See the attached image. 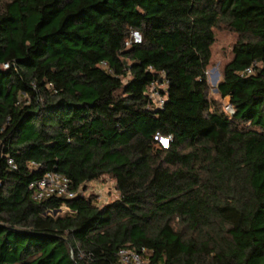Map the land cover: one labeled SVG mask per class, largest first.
Here are the masks:
<instances>
[{"label": "trees", "instance_id": "obj_1", "mask_svg": "<svg viewBox=\"0 0 264 264\" xmlns=\"http://www.w3.org/2000/svg\"><path fill=\"white\" fill-rule=\"evenodd\" d=\"M221 25L233 114L207 95ZM49 171L74 190L107 175L118 197L35 200ZM121 248L264 264V0H0V264H120Z\"/></svg>", "mask_w": 264, "mask_h": 264}, {"label": "built area", "instance_id": "obj_2", "mask_svg": "<svg viewBox=\"0 0 264 264\" xmlns=\"http://www.w3.org/2000/svg\"><path fill=\"white\" fill-rule=\"evenodd\" d=\"M141 42V35L137 30H132L130 32L129 38L124 42L125 46H131L134 43ZM4 67L7 64L3 65ZM101 66L106 68L107 65L105 62H101ZM252 72V68L248 67L243 72H240L242 75L243 73L250 74ZM163 86V90L165 89V81L161 83ZM160 84V85H161ZM158 83L152 82L149 86L148 90V97L153 101V103L157 107H161L164 102V98L160 95L158 91ZM224 109L229 114H233V108L228 103L224 105ZM154 139L157 140L158 145L161 148H167L169 141L171 140V136H162L156 134ZM7 164L9 168L16 169V164L12 157L7 156ZM30 166H34L35 164L31 162ZM28 188L32 192V197L35 200H43L50 197L56 198H64V199H71L76 197L79 194V190H74L71 187V180L64 174L58 173L55 171H49L44 173L40 178L31 181L28 184ZM145 252L144 248H141L139 251L131 250L128 248H121L118 253V261L120 264H144L141 254Z\"/></svg>", "mask_w": 264, "mask_h": 264}, {"label": "rangeland", "instance_id": "obj_3", "mask_svg": "<svg viewBox=\"0 0 264 264\" xmlns=\"http://www.w3.org/2000/svg\"><path fill=\"white\" fill-rule=\"evenodd\" d=\"M236 39V34L230 31L225 25H221L216 30V41L212 47V62L206 68L207 95L209 98L216 99L222 106L228 103V97L219 98L217 84L222 78V67L230 58V47ZM163 85L158 88L163 90ZM24 97V95H23ZM23 100V98H22ZM79 193L92 197L95 205L101 206L118 197V191L115 188L114 180L104 175L99 179L84 183L79 189ZM67 211L65 206H61L58 213Z\"/></svg>", "mask_w": 264, "mask_h": 264}]
</instances>
